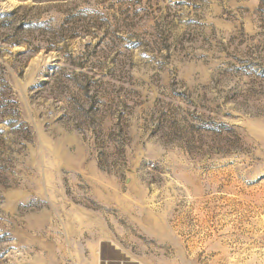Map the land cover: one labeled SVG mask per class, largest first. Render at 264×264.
I'll list each match as a JSON object with an SVG mask.
<instances>
[{
	"label": "rangeland",
	"instance_id": "1",
	"mask_svg": "<svg viewBox=\"0 0 264 264\" xmlns=\"http://www.w3.org/2000/svg\"><path fill=\"white\" fill-rule=\"evenodd\" d=\"M0 264H264V0H0Z\"/></svg>",
	"mask_w": 264,
	"mask_h": 264
}]
</instances>
